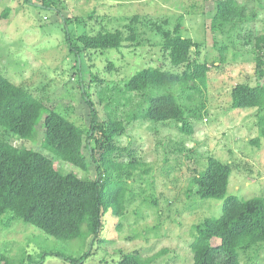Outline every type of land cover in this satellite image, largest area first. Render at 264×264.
Listing matches in <instances>:
<instances>
[{
  "label": "rangeland",
  "instance_id": "1",
  "mask_svg": "<svg viewBox=\"0 0 264 264\" xmlns=\"http://www.w3.org/2000/svg\"><path fill=\"white\" fill-rule=\"evenodd\" d=\"M220 1L225 0H52L49 5L42 0H0V74L86 130L89 110L80 93V76L100 121L122 127L110 142L118 148L110 159L124 167L132 165L122 174L128 190L124 212L120 217L109 211L103 215L100 240L80 264H118L126 255L142 264H193L190 244L195 225L221 213V201L199 199L191 184L209 157L232 165L228 195L264 198V102L258 108L230 107L233 86L264 85V50L255 47L256 38L264 35V0H232L237 13L224 26L216 15ZM177 25L184 37L199 44L191 49L190 61L209 69L205 84H197L199 91L165 89L182 106L192 129L189 134L179 131L174 121L134 118L149 95L165 90L125 89L144 68L183 71V66L171 65L158 34ZM114 30L124 36L133 32L135 40L123 41L119 49L82 51L78 72L65 33L77 43L74 38L82 34ZM42 136L41 125L35 141L0 127V139L43 154L59 172L96 177L90 159L87 171L58 161L42 148ZM90 144L94 147L93 141ZM8 217L9 213L0 217V264H34L45 252L79 256L89 245V240L81 245L54 239L21 221L7 226ZM211 243L219 241L214 238ZM238 261L263 264L264 243L240 252ZM42 264L70 263L45 255Z\"/></svg>",
  "mask_w": 264,
  "mask_h": 264
},
{
  "label": "trees",
  "instance_id": "2",
  "mask_svg": "<svg viewBox=\"0 0 264 264\" xmlns=\"http://www.w3.org/2000/svg\"><path fill=\"white\" fill-rule=\"evenodd\" d=\"M29 1V0H25ZM52 0H42L49 5ZM217 18L221 26L236 15L232 0L218 2ZM78 22V19H75ZM66 23V20H64ZM182 26L170 32L159 30L161 48L174 67L183 66L181 73L144 68L137 71L125 85L127 92L142 93L165 90L178 86L180 92L199 91L197 84L204 85L208 67L190 61L192 48L199 44L182 35ZM215 27V26H213ZM135 33L124 36L122 31H98L94 35L82 34L70 42L65 40L75 57V67L80 71L79 57L82 51L119 49L123 41H134ZM255 47L264 50V35L255 40ZM261 63H259L260 65ZM80 93L89 110L86 130L78 127L63 114L47 108L42 100L34 98L24 87L13 84L0 74V127L20 139L34 140L37 127L43 128L41 146L58 161L71 164L82 171L88 169V159L94 163L96 177L82 179L73 174L59 172L54 163L43 154L28 149L15 148L0 139V217L9 213L6 221H21L32 225L54 239L68 242L79 241L89 245L79 256L56 255L70 264L83 263L91 253L93 244L100 240L103 215L110 212L120 217L124 212L127 181L123 170L132 165L115 163L110 157L118 150L110 145L121 130L114 121H100L82 78L77 77ZM94 79H90L93 83ZM264 102V85L237 84L230 91L232 109L258 108ZM155 123L176 122L179 131L191 133L185 121V113L172 91L149 95L138 117ZM94 142V147L90 142ZM86 152V154H85ZM233 170L229 162L223 163L209 157L201 173L191 179L196 187L195 195L201 200L221 201L218 217L205 218L195 225L190 250L193 264H241L240 252H246L264 243V198L242 200L227 194L229 176ZM218 245H212V239ZM7 264V263H4ZM118 264H142L134 255H126ZM264 264V262H263Z\"/></svg>",
  "mask_w": 264,
  "mask_h": 264
}]
</instances>
